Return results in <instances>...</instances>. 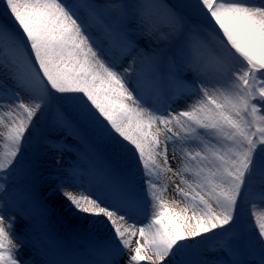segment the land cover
Returning <instances> with one entry per match:
<instances>
[{"label":"snow or ice","instance_id":"obj_1","mask_svg":"<svg viewBox=\"0 0 264 264\" xmlns=\"http://www.w3.org/2000/svg\"><path fill=\"white\" fill-rule=\"evenodd\" d=\"M0 128V264H264V0H0Z\"/></svg>","mask_w":264,"mask_h":264},{"label":"rangeland","instance_id":"obj_2","mask_svg":"<svg viewBox=\"0 0 264 264\" xmlns=\"http://www.w3.org/2000/svg\"><path fill=\"white\" fill-rule=\"evenodd\" d=\"M171 2H175V0H171ZM180 106H182V102L180 103ZM0 131H4V129L0 128ZM69 143H73V141L69 140ZM168 156H169V159L172 161L173 167H176L177 165H179L180 158L179 156H176L175 158L173 157L171 148H169ZM70 157H73V153H65L64 159L69 163L71 162L69 159ZM252 179H253V188L256 191H259L261 187L264 186V184H262V182H264V177H261L260 175H255ZM160 184L161 186L165 184L167 185V190L163 193V196H162L164 200L168 201L169 203H172L173 201H177V202L182 201V197L179 196L175 191L177 186L183 187V185H180L179 177L172 176L171 173H168L166 178L163 181H161ZM60 200H62V197L56 202H54L55 217H59L58 224H59L61 231L67 233L73 228H75L79 222L75 220L74 218H71L67 212H65L62 208L58 206ZM247 207L251 208L252 211L255 213V215H264V208L260 207L258 203L255 206L248 205ZM255 215L250 216L249 213L245 211L243 215L244 222L246 224L254 223ZM150 216H151V211H149L148 213V218H139L138 223L146 224L150 222ZM22 225H23V222H21V224L18 225V231L20 227H22ZM138 238H139V233L137 231V236L133 238V242L131 245L132 248L136 246L135 241Z\"/></svg>","mask_w":264,"mask_h":264}]
</instances>
